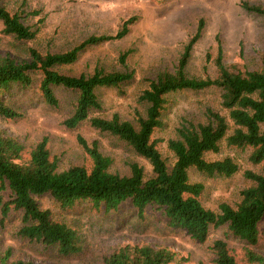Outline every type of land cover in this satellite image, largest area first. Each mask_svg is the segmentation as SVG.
Masks as SVG:
<instances>
[{"label": "rangeland", "instance_id": "rangeland-1", "mask_svg": "<svg viewBox=\"0 0 264 264\" xmlns=\"http://www.w3.org/2000/svg\"><path fill=\"white\" fill-rule=\"evenodd\" d=\"M244 0H1L9 11L22 10L24 22L36 30L31 39H18L2 31L0 20V54L25 59L29 48L41 52H58L77 44L91 34L115 33L122 21L135 15L128 32L120 39L107 40L82 50L70 64L54 66L59 72L78 75L90 74L95 67L105 71L132 69L131 79L113 86H98L95 92L100 100L99 109H91L89 117L76 127H67L64 119L74 110L77 91L63 86H54L57 104L46 102L39 83L41 72H31L29 85L12 83L2 94L6 103L18 110L17 117L0 115V129L15 136L28 151L39 139L46 136L51 155L58 158V168L74 164L91 166V159L77 140L80 134L88 141L98 140L99 149L112 158L111 171L129 174L130 163L143 166L145 176L152 173L151 164L136 152L125 140L106 131H99L90 124L91 116L110 117L117 112L138 127V112L145 115L147 103L138 96L147 87L148 79L154 78L163 69L174 70L184 44L195 32L199 18L204 20L200 36L193 44L185 71L189 76L213 77L217 74L215 59L221 47L222 61L236 64L240 69H255L261 65L264 52V16L242 7ZM264 4V0H245ZM36 10L38 14H33ZM131 48L125 63L118 59L123 50ZM209 59H206V54ZM220 89L209 86L203 89H182L167 94L168 102L162 112V125L155 128L152 137L158 139L157 148L168 164L174 153L167 140L178 136L177 127L184 119L205 121L207 107L219 110L228 120L227 134L234 123L228 109L221 104ZM219 150L205 152L206 159L230 156L239 169L230 176L207 175L191 166L188 169L191 181L204 184L200 195L202 204L215 211L220 202L236 203L240 190L251 181L244 176L245 169L261 170V163L249 159L250 146L239 147L219 142ZM42 208L49 207L54 219L64 221L76 228L82 236V249L74 254L62 255L55 245L29 240L17 234L22 224L21 212L12 210L0 223V252L9 248L11 257L34 261H56L59 264H101V256L125 242H148L174 249L187 260L181 264H214L213 240L225 237L228 246L239 264H252L247 249L264 254V217L259 223L260 236L255 245L248 244L231 233L227 225L211 227L207 238L199 241L184 229L173 228L156 209L149 207L140 219L129 200L118 208L106 211L89 200H80L63 208L49 194L37 197Z\"/></svg>", "mask_w": 264, "mask_h": 264}, {"label": "trees", "instance_id": "trees-1", "mask_svg": "<svg viewBox=\"0 0 264 264\" xmlns=\"http://www.w3.org/2000/svg\"><path fill=\"white\" fill-rule=\"evenodd\" d=\"M248 11L264 16V4L242 1ZM33 14H38L36 10ZM22 10L9 11L0 0V20L2 31L13 34L18 39H31L36 30L23 20ZM136 19L135 15L124 19L115 33L91 34L72 47L58 52H41L29 48L25 59L0 54V115L17 117L21 113L2 98V94L12 83L29 85L31 72L40 71L39 88L46 102L57 104L54 86L77 91L75 107L70 116L64 119L67 127H76L89 117L91 109L101 107L95 92L98 86H113L121 89V84L132 78V69L105 71L95 67L90 74L70 75L54 68L57 64L74 62L86 47L107 40L120 39ZM204 20L198 19L195 32L184 44L183 51L174 70H160L138 96L145 101V115L136 113L138 127L117 112L108 118L91 116L90 124L99 131H106L126 142L151 164L152 173L145 176L143 166L131 162L129 174L110 170L112 158L104 154L98 140L88 141L82 135L77 140L91 159V166L74 164L64 169L58 168V158L52 156L48 139L43 136L28 151L15 136L0 129V223H3L12 210L21 212L22 224L17 234L29 240H37L55 245L62 255L79 252L82 249V236L73 226L53 218L49 207L42 208L37 197L49 193L58 204L70 207L80 200H89L96 207L106 211L116 209L129 200L142 219L152 207L159 211L169 226L184 229L191 237L203 241L211 227L227 225L228 233L255 245L260 236L259 223L264 217V52L261 65L255 69H240L236 64L222 61L221 47L215 59L217 74L213 77L189 76L185 71L193 44L200 36ZM132 51L127 48L119 53L118 59L125 63ZM209 59V54H206ZM216 86L220 89L221 104L228 109L229 118L234 123L227 134L229 123L219 110L207 107L206 120L194 122L184 119L177 127L178 136L167 140L174 153L171 164L166 162L157 148L158 139L152 137L155 128L162 125V112L165 109L167 94L182 89H203ZM226 138L227 143L239 147L250 146L249 159L261 163L260 171L244 170V176L251 183L241 188L240 199L230 204L220 202L215 211L204 206L200 200L204 184L191 181L188 169L194 166L207 175L230 176L239 166L230 156L219 159H206L205 152L219 150V142ZM214 264H239L225 237L213 240ZM246 256L252 264H264V254L247 249ZM187 260L165 245L148 242H125L101 256V264H181ZM0 264H59L56 261H34L27 258L11 257L10 249L0 252Z\"/></svg>", "mask_w": 264, "mask_h": 264}]
</instances>
